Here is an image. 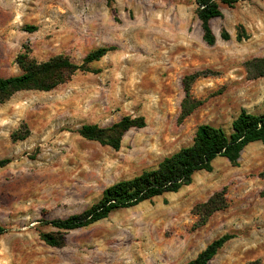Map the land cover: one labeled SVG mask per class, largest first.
I'll use <instances>...</instances> for the list:
<instances>
[{
	"label": "rangeland",
	"instance_id": "obj_1",
	"mask_svg": "<svg viewBox=\"0 0 264 264\" xmlns=\"http://www.w3.org/2000/svg\"><path fill=\"white\" fill-rule=\"evenodd\" d=\"M195 0H0V77L23 74L17 59L67 56L81 64L92 51L115 46L50 92L22 91L0 105V264H187L208 245L233 235L209 264H264V145H249L234 167L222 157L190 186L87 228L68 232L62 248L41 233L97 204L104 191L191 146L201 125L228 133L242 109L264 113V77L250 79L246 62L264 58V0L211 22L214 46L203 41ZM35 27V31L29 28ZM243 27L248 39L238 42ZM225 29L231 40L223 41ZM197 74L193 99L202 104L180 121L183 80ZM144 117L120 150L84 139L85 124L107 128ZM27 124L30 135H12ZM226 189L228 208L199 224L196 206Z\"/></svg>",
	"mask_w": 264,
	"mask_h": 264
},
{
	"label": "trees",
	"instance_id": "obj_2",
	"mask_svg": "<svg viewBox=\"0 0 264 264\" xmlns=\"http://www.w3.org/2000/svg\"><path fill=\"white\" fill-rule=\"evenodd\" d=\"M114 0H109V4ZM249 0H195V13L201 22L203 41L208 46H214L217 37L213 32L211 22L223 17L222 6L234 8L237 4ZM35 31V27L29 28ZM249 35L241 27L237 34V41L248 39ZM223 41L231 40V35L225 29L221 32ZM115 46L101 47L90 52L81 64L73 62L67 56H56L45 62H38L30 57L31 50L26 48L20 54L17 62L23 74L11 77H0V105L8 102L15 94L22 91L50 92L58 86L67 83L78 72L99 73L91 65L101 61ZM248 77L259 79L264 77V58H254L245 64ZM197 74L186 76L183 80L186 97L182 104L180 121L190 116L202 102L193 99L191 87ZM147 123L144 117H124L110 127L102 128L98 125L85 124L79 134L86 140L95 141L103 146L120 150L124 136L132 129H142ZM30 135L27 124L14 132V141H23ZM264 145V113L253 114L242 109L232 123V131L228 133L221 127L201 125L196 131L191 146L181 148L173 155L164 158L154 169L143 171L133 179L120 181L107 188L102 199L90 209L66 219L48 221L47 224L58 229L56 233H41V239L51 247L65 246V235L68 232L87 228L99 223L119 210L134 208L142 203L153 201L165 194L180 192L184 187L193 183L194 176L201 171L211 173L213 162L222 157L232 166L239 167L242 152L253 143ZM9 159L0 160V167L7 166ZM264 180V171L260 174ZM226 189L215 193L207 202L196 206L194 213L199 216V224L205 225L216 212L228 208ZM7 229L0 227V236L7 233ZM234 238L224 235L213 241L198 257L187 264H209L218 252ZM249 264H263L260 260Z\"/></svg>",
	"mask_w": 264,
	"mask_h": 264
}]
</instances>
